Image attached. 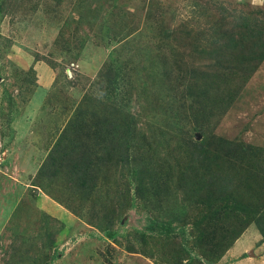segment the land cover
I'll return each mask as SVG.
<instances>
[{"label": "rangeland", "instance_id": "374dc122", "mask_svg": "<svg viewBox=\"0 0 264 264\" xmlns=\"http://www.w3.org/2000/svg\"><path fill=\"white\" fill-rule=\"evenodd\" d=\"M259 224L264 0H0V264H264Z\"/></svg>", "mask_w": 264, "mask_h": 264}, {"label": "trees", "instance_id": "16d2710c", "mask_svg": "<svg viewBox=\"0 0 264 264\" xmlns=\"http://www.w3.org/2000/svg\"><path fill=\"white\" fill-rule=\"evenodd\" d=\"M195 104H199V102L195 101ZM108 123L109 122H108L107 119H102V120H100L97 123V125H96L97 126V130H96V133H95L96 136L97 135L101 136V138L105 137L106 139H108V141L113 142V140L119 134V132H121L123 130L124 131L126 130L125 132H127V136L131 135L130 128L128 126V124L130 122H128V124L125 127L121 126L120 124H111V126L114 127V128H109ZM127 126H128V128H127ZM68 129L66 130V132L60 138V140H59V142L57 144V147H55V149L49 155L48 162L45 164V166H47L46 168L49 167L50 163L51 164H55V165L58 163V161H59L58 152L60 153V147L62 146L63 142L65 143L66 141H68L67 140L68 135H65V134L69 133ZM198 148L199 149H201V148L203 149V145L198 143ZM121 159H122V161L125 164H128L127 166L132 167V162L129 161L130 160V152L128 150H126L125 156L123 155ZM106 160H104V162H106ZM93 165L95 166L96 164H94V162L91 159H86V160H81L79 162H75L74 166H73V169H72V174H71L72 175L71 178H73L74 183H75V185L77 187L75 185L74 186L76 188H78L80 193H83V194L85 193L87 197L92 193V190H93V187H94L93 184H92L94 179L92 177H90V175H89V173L92 171ZM134 169L136 170V173L134 174L135 176H138V175L141 174V171H140L139 167H134ZM57 170H58V168L56 169V171ZM51 176L52 177L56 176V174L53 173ZM148 183L152 186V184L150 182H148V180H147V186H148ZM201 190H203V188H201L200 190L195 192V195L199 194L201 192ZM257 226H258V228H259V230L261 232V235H262V237L264 239V225L262 226L261 224H259ZM156 227H162L163 229H166L163 224H159L158 222H153L148 228L149 232H154ZM114 236L115 235L112 234V233H110L108 235L109 238H113Z\"/></svg>", "mask_w": 264, "mask_h": 264}, {"label": "crops", "instance_id": "0c3cea01", "mask_svg": "<svg viewBox=\"0 0 264 264\" xmlns=\"http://www.w3.org/2000/svg\"><path fill=\"white\" fill-rule=\"evenodd\" d=\"M263 246H264V243H263Z\"/></svg>", "mask_w": 264, "mask_h": 264}, {"label": "water", "instance_id": "95a60500", "mask_svg": "<svg viewBox=\"0 0 264 264\" xmlns=\"http://www.w3.org/2000/svg\"><path fill=\"white\" fill-rule=\"evenodd\" d=\"M250 255H251V253H250Z\"/></svg>", "mask_w": 264, "mask_h": 264}]
</instances>
